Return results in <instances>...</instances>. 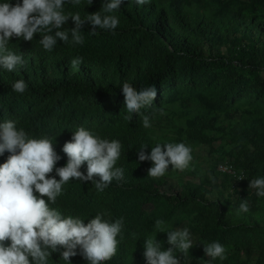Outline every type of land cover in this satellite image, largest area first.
Instances as JSON below:
<instances>
[{"label":"trees","instance_id":"trees-1","mask_svg":"<svg viewBox=\"0 0 264 264\" xmlns=\"http://www.w3.org/2000/svg\"><path fill=\"white\" fill-rule=\"evenodd\" d=\"M104 2H68L64 11L83 17ZM113 14L117 29L92 35L86 22L82 45L57 38L49 52L39 44L40 33L32 41L13 36L8 47L23 53L26 66L0 68V122L11 119L31 136L52 138L61 157L56 167L67 163L62 147L79 127L122 145L114 165L123 168L122 181L98 192L90 181L70 180L50 207L85 224L101 211L113 221L124 217L116 255L102 264H146L148 237L170 247L167 233L155 228L157 219L167 229L191 231L188 256L176 252L180 264H264V197L248 188L250 179L264 177V0H151L143 6L122 0ZM74 26L69 18L63 28ZM75 57L83 60L78 69L71 68ZM18 79L28 85L22 94L11 87ZM124 82L137 90L156 87L153 107L141 109L151 127H142L137 113L125 119ZM158 142L189 146V167L169 165L162 177L148 176L152 162L139 161L138 151L146 145L150 153ZM209 163L215 168L208 170ZM80 170L86 172V163ZM242 200L249 203L247 213L238 212ZM213 241L225 247V259L204 254V243ZM70 262L88 264L79 254ZM49 264L67 262L53 252Z\"/></svg>","mask_w":264,"mask_h":264},{"label":"clouds","instance_id":"clouds-1","mask_svg":"<svg viewBox=\"0 0 264 264\" xmlns=\"http://www.w3.org/2000/svg\"><path fill=\"white\" fill-rule=\"evenodd\" d=\"M68 2L76 6L81 0H22V4L19 0L15 4L5 0L0 3V68L13 72L26 66L23 53L17 54L8 47L13 36L32 41L34 34L40 33L39 44L50 52L56 47L57 38L64 44L82 45L81 29L86 22L91 25L89 33L92 35L97 30L114 32L120 23L113 13L120 9L122 0H107L99 11L83 17L79 12L66 13L64 4ZM135 3L143 6L151 0H135ZM87 4L91 5L92 0H87ZM69 18L75 26L63 28ZM53 29H56L54 35L51 34ZM82 63L81 57H75L71 59V68L78 69ZM11 87L22 94L28 85L25 80L18 79ZM121 91L127 111L125 119L130 121L132 114L137 113L142 118V127H151L149 116L141 109L153 107L156 87L137 90L124 82ZM145 147H140L138 160L152 162L147 170V175L152 178L162 177L169 165L184 171L193 159L192 149L183 142H158L150 153L144 151ZM121 148L119 140L101 138L79 127L62 147L67 163L56 167L61 157L53 148L52 138L31 136L11 119L0 122V156L8 153L5 161L0 163V264H49L53 252H58L67 264H71L70 258L78 254L88 264L111 260L120 242L118 235L123 239L124 217L113 221L109 213L101 211L85 224L80 217L64 216L50 205L57 202L62 186L70 180L90 181L98 192L104 191L113 180L122 181L123 168L114 167L121 156ZM85 163L86 172H82L80 169ZM53 170L55 176L49 177ZM248 188L255 190L258 197H264V177L250 179ZM248 211V201L242 200L238 212ZM154 223L157 232L167 233L170 247L163 249L155 237L145 238L143 256L146 264H180L176 252L186 258L194 244L190 230L187 227L167 229L161 219ZM6 241L10 243L6 244ZM203 251L209 260L226 258L225 247L217 241L204 243Z\"/></svg>","mask_w":264,"mask_h":264},{"label":"rangeland","instance_id":"rangeland-1","mask_svg":"<svg viewBox=\"0 0 264 264\" xmlns=\"http://www.w3.org/2000/svg\"><path fill=\"white\" fill-rule=\"evenodd\" d=\"M203 154H205V155H204V159H205L206 161H208V162H211V160L213 159V156H211V155L209 154V152H207V151H204ZM213 161H214V159H213ZM213 161H212L211 163H213ZM211 163H209L208 165H206V168H208V170L211 169V168H215ZM218 169H219V170H226V167L223 166V165H220V167H218ZM187 228H188V227H187ZM188 229H189V228H188ZM190 232H191V231H190ZM191 234H192V233H191ZM192 238H193V235H192ZM193 241H195L194 238H193Z\"/></svg>","mask_w":264,"mask_h":264},{"label":"built area","instance_id":"built-area-1","mask_svg":"<svg viewBox=\"0 0 264 264\" xmlns=\"http://www.w3.org/2000/svg\"><path fill=\"white\" fill-rule=\"evenodd\" d=\"M228 169L226 168V170H224V171H227Z\"/></svg>","mask_w":264,"mask_h":264}]
</instances>
